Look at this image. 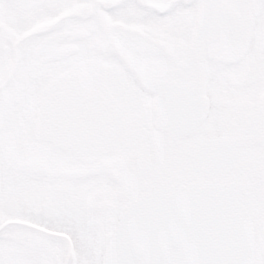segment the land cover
<instances>
[{
    "label": "snow or ice",
    "instance_id": "6c2138e0",
    "mask_svg": "<svg viewBox=\"0 0 264 264\" xmlns=\"http://www.w3.org/2000/svg\"><path fill=\"white\" fill-rule=\"evenodd\" d=\"M245 95L227 166L217 147L190 167L185 137L223 136L221 102ZM240 172L256 183L239 200L185 197ZM217 201L245 213L240 242L186 248ZM0 264H264V0H0Z\"/></svg>",
    "mask_w": 264,
    "mask_h": 264
},
{
    "label": "water",
    "instance_id": "95a60500",
    "mask_svg": "<svg viewBox=\"0 0 264 264\" xmlns=\"http://www.w3.org/2000/svg\"><path fill=\"white\" fill-rule=\"evenodd\" d=\"M153 96L152 107L155 114L154 123L156 126L163 129L168 133L170 137L176 138L175 133L171 128L162 123L161 115L159 111V97L158 94ZM203 111H207L206 102L203 105ZM227 148L230 150L225 151V164L236 154L237 144L225 136H217L210 140H204L197 143L191 148L189 152V161L192 167H200L201 160L204 158L206 152L214 151L215 148ZM221 192L224 194L231 195L233 200H239L241 195L240 188L235 183H226L222 185L212 186H197V185H186L184 192L185 197H199L202 193ZM218 206L222 209L221 216L218 223L214 222L211 218H205L201 220L203 226V234L195 235L192 239L184 241L186 248H191L193 244L201 246L219 247L224 242L239 243L240 237L243 236L244 228V214L243 211L238 208L235 204L228 205L226 201H217ZM146 201L142 198L138 202V207L144 210ZM227 229V231H225ZM152 240L156 243H160V237L158 234L152 236ZM179 241L173 240L167 242V247H174Z\"/></svg>",
    "mask_w": 264,
    "mask_h": 264
},
{
    "label": "flooded vegetation",
    "instance_id": "af4514ba",
    "mask_svg": "<svg viewBox=\"0 0 264 264\" xmlns=\"http://www.w3.org/2000/svg\"><path fill=\"white\" fill-rule=\"evenodd\" d=\"M73 14H75V10L67 9V10L61 12L59 14L58 18L63 17V16H67V15H73ZM113 27H124V26L119 24V23H115V24H113ZM80 35H83V33H81ZM154 94L155 93L152 92V102H153ZM152 102L148 107V111L150 112V115L152 118L153 133L156 135L166 136L169 139L168 148L166 149L165 152L162 153V154H164V156L166 157V160H167L168 158L172 157L175 154L177 138L170 137L167 132H165L163 129H161L160 127L155 125V123H154L155 114L153 111ZM123 103H126L130 106L133 104V102L131 100H124ZM221 103H222V106L224 107V109L226 111H229L232 113L231 119H225V120H222L219 122L220 127L223 128V130H224L223 136L228 137L230 140H232L233 142L238 144L239 138L244 134L247 122L250 120V118L253 114V101L248 96L245 95V96L239 97L235 101H232V100L226 98ZM123 119L125 120L126 123L129 124V126H131L130 117L125 116V117H123ZM237 121H239L240 123L238 124ZM215 137H217V136L210 134L209 137L207 139H204V140H210V139H213ZM204 140L193 141L190 137H185V142L188 145V155H189V152H190L192 147H194L197 143H200ZM140 143H141V152L137 156L138 160L142 159L144 157V155L147 153L148 147H149L142 140L140 141ZM188 161H189V158H188ZM151 175L152 174L150 171L146 172L145 173V179L150 180ZM114 179H118V177L115 174H114ZM234 183L240 188L241 195H242L243 191L251 190L252 188H254L256 181H255L254 175L251 172H240ZM241 195H240V198H241ZM243 214L245 216L244 212H243ZM62 238L68 239V237H66V236H64Z\"/></svg>",
    "mask_w": 264,
    "mask_h": 264
},
{
    "label": "rangeland",
    "instance_id": "374dc122",
    "mask_svg": "<svg viewBox=\"0 0 264 264\" xmlns=\"http://www.w3.org/2000/svg\"><path fill=\"white\" fill-rule=\"evenodd\" d=\"M132 102H133V101H132ZM161 159L166 160V157L164 156V154H161ZM187 164L190 166L189 161H188V158H187ZM190 167H191V166H190Z\"/></svg>",
    "mask_w": 264,
    "mask_h": 264
}]
</instances>
